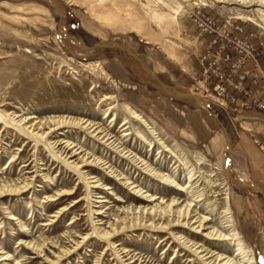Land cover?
<instances>
[{"label":"rangeland","instance_id":"374dc122","mask_svg":"<svg viewBox=\"0 0 264 264\" xmlns=\"http://www.w3.org/2000/svg\"><path fill=\"white\" fill-rule=\"evenodd\" d=\"M194 2L207 5L206 10L222 21L233 16L244 26V36L252 33L264 40V0H0V186L29 183L22 193L0 196V251L10 255L5 260L0 253V264H129L123 247L143 264H189V257L195 260L191 264H205L174 242L170 231L135 221L125 224L132 216L127 210L140 204L137 196L120 180L109 178V171L96 167L93 175L109 189L94 187L84 177L89 166L78 162L80 171L72 166L71 161L79 159L63 148L68 139L89 153L102 154L131 181L150 188L160 197L157 202L173 196L184 203L194 200L200 214L219 219L229 203L230 230L251 248L256 264H264V228L256 241L246 240L232 206L233 189L245 176L249 183L247 173H238L227 154L212 156L203 143L190 138L181 119L169 124L166 113L150 110L152 96H140L157 90L158 75L164 84L192 93L189 54L196 31H190L193 24L180 8ZM161 95L173 101L164 91ZM105 96L111 98L101 107ZM127 103L156 123L157 135L130 115ZM110 105L111 114L105 116ZM26 115L41 123L42 136L18 124ZM64 116L110 126L149 163L184 186L188 170H194L192 187L179 193L150 178L142 167L81 128L54 129L50 121ZM112 116L115 121L110 124ZM124 117L130 119L126 137ZM166 146L172 152L165 151ZM63 190L73 193L59 195ZM62 208L65 211L58 215ZM10 212L15 219H9ZM214 225L221 226V219ZM184 231L216 252L232 256L237 248L189 228ZM24 242L44 243L42 252Z\"/></svg>","mask_w":264,"mask_h":264},{"label":"bare ground","instance_id":"6f19581e","mask_svg":"<svg viewBox=\"0 0 264 264\" xmlns=\"http://www.w3.org/2000/svg\"><path fill=\"white\" fill-rule=\"evenodd\" d=\"M110 98L111 96H105L101 100V107L103 101L106 102ZM202 102L205 103L203 100ZM107 104L108 103H106V105ZM126 107L133 118L148 126L152 135L158 134L156 129L157 125L155 122H150L141 112L136 110L135 107L130 105L129 103L126 104ZM111 108L112 106L110 105L109 108L104 111L105 116L111 114ZM114 117L115 116H112L110 124L115 121ZM35 118L36 117L32 115L22 116L20 120H18V124L23 123L26 130L29 131L28 133H33V131L37 129L38 131L36 132V135H39L40 137L45 132L41 131L42 125L41 123L40 125H38L34 121ZM50 122L52 123L54 129H60L61 127L65 126L81 128L87 134H89L91 138L100 141L102 145L111 148L115 152H118L121 156L123 155V157L128 159L131 163L137 164L142 167V169L148 174L150 178L164 183L169 188L177 189L179 193L184 192L186 189H190L192 187L191 183L194 181L195 177L194 170H188L189 179L186 182L185 186L180 184L177 178L174 177V175L164 173V170L162 168L157 169L154 165L149 163L146 158H143L142 155L133 150V147L129 146V143H126V140H122L117 136V134L113 133V129L110 126H103L100 123H95L91 119L75 118L72 116L55 118ZM129 123L130 119L128 117H124L121 127H125L123 128L125 137L131 133L129 131ZM48 128L52 130L51 126H49ZM134 130L138 134L142 135L140 129L136 125ZM142 137L144 138L145 136L142 135ZM150 142L152 143V141ZM62 143H66L63 148L68 150L67 153L70 154V157H74L77 155V159H79L77 162L76 160L71 161L73 167L79 168L80 171L81 166H77L79 162L83 166H89L91 168V171H84V177L85 179L90 180L89 182L93 183L94 187L100 188L101 186H104L102 189H109L107 184L102 182V178L98 177V175H93L92 167L109 171V173L111 174L109 178L111 177L115 178L116 180H120L124 185H126L133 191V194L135 196H137L136 200H138L140 204L127 210V212H131L132 216L129 218H125V224H127L128 222L132 224V221H135V224H141V226L146 225L151 229L153 228L157 231H170L172 233V237L174 238V242H177L179 245H181V247L187 248L189 252L195 254L197 259L199 258V260H203L205 264H256L254 254L250 253L252 252L251 248L245 246L241 236L236 231L230 230V228L233 227V224L231 223V220L228 216L229 203L227 204L228 208L224 209L223 211L224 215L220 216L221 226L216 227L214 223L217 220L220 221V219L215 215H212L210 217V215L200 214L199 208L198 206L196 207L194 200H189L188 202L184 203L185 200H181L180 197L173 196L170 200H164L163 197L160 202H157L160 197H157L155 193H151L150 188H146L141 184H137V181H131L130 177H127L122 171H119L118 168L115 167V165L109 163V161H106L102 154L97 155V151V153H89L85 151V149H82L83 145H79L80 143L75 144V142H71L70 139H68L67 141H63ZM165 151L172 152V150L167 148V146L165 148ZM238 181H242L241 183L243 184L247 183L246 176L244 179L241 178ZM28 186L29 183H25L24 185H12L7 183L2 184L0 186V196H3L4 194L15 195L18 193H22L26 191V188ZM72 193L73 192L63 190L59 193V195L66 196L71 195ZM198 201L199 199L197 200V203ZM64 211L65 209L62 208L58 211L57 214L60 215ZM8 215L9 219H15L13 213L10 212ZM22 227H26V225L23 224ZM187 228L198 234L203 233V235L209 240L214 239L215 241H220V243L225 242L228 244V246L234 245L237 246V248L233 252L232 256L228 255L225 251L216 252L215 249L209 248L207 243H200V241H195L193 238H190L188 236L186 237L184 230ZM225 231H230V233H227ZM103 234L107 236L111 235L108 231H104ZM24 243H27V245H29L33 251L38 250L42 252V247L44 246V243L42 245H37L32 242ZM74 244L78 246L79 242L77 244ZM122 249L123 253H125V260H128L129 264H134L136 260H140V264H143L141 262V257L136 259V255H132L130 250H126L125 247H123ZM0 253H3V250L0 251ZM2 256H6L3 258L5 260L10 259L9 254L3 253ZM194 261L195 260L193 258L189 257V264Z\"/></svg>","mask_w":264,"mask_h":264},{"label":"crops","instance_id":"0c3cea01","mask_svg":"<svg viewBox=\"0 0 264 264\" xmlns=\"http://www.w3.org/2000/svg\"><path fill=\"white\" fill-rule=\"evenodd\" d=\"M189 29L196 31L193 25ZM208 40L192 35L189 72L194 75L201 70L199 56ZM157 79L159 83L154 82L157 90L151 91V95L144 91L140 95L152 96L154 106L150 110L162 116L166 113L169 124L173 121L177 125V119H181L190 138L203 143L212 156L227 154L238 173H247L249 183L233 189L232 206L243 237L249 242L256 241L264 228V111L234 113L220 110L212 102L202 105L188 88L166 85L159 75ZM162 91L173 101L164 98Z\"/></svg>","mask_w":264,"mask_h":264},{"label":"built area","instance_id":"2783aa9c","mask_svg":"<svg viewBox=\"0 0 264 264\" xmlns=\"http://www.w3.org/2000/svg\"><path fill=\"white\" fill-rule=\"evenodd\" d=\"M206 6L194 2L180 8L196 37L209 38L199 56L201 70L193 76V95L224 111H264V40L244 36V26L233 16L222 21Z\"/></svg>","mask_w":264,"mask_h":264}]
</instances>
